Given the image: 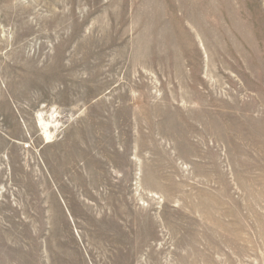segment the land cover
Listing matches in <instances>:
<instances>
[{"label":"rangeland","instance_id":"1","mask_svg":"<svg viewBox=\"0 0 264 264\" xmlns=\"http://www.w3.org/2000/svg\"><path fill=\"white\" fill-rule=\"evenodd\" d=\"M0 264H264V0H0Z\"/></svg>","mask_w":264,"mask_h":264},{"label":"bare ground","instance_id":"2","mask_svg":"<svg viewBox=\"0 0 264 264\" xmlns=\"http://www.w3.org/2000/svg\"><path fill=\"white\" fill-rule=\"evenodd\" d=\"M16 63H17V61H16ZM17 65V64H16ZM21 70H22V68H21ZM45 113V112H44ZM46 114V113H45ZM38 115V114H37ZM52 116V115H51ZM47 117V116H46ZM46 117H45V115L43 114V113H41V114H39V116H38V120L37 121H39V124H40V126H41V128L44 130V132L46 133V135L50 138L51 136H52V134H51V128L52 127H56L55 125H54V121H49V120H47V119H49V118H47L46 119ZM55 117V116H54ZM54 117H52V118H54ZM54 120V119H53ZM56 120V119H55ZM72 160V159H71Z\"/></svg>","mask_w":264,"mask_h":264}]
</instances>
